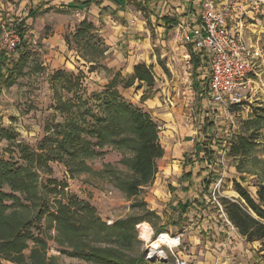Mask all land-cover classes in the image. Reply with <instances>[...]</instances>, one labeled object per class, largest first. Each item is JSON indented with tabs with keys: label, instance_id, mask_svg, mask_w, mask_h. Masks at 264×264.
I'll return each instance as SVG.
<instances>
[{
	"label": "rangeland",
	"instance_id": "rangeland-1",
	"mask_svg": "<svg viewBox=\"0 0 264 264\" xmlns=\"http://www.w3.org/2000/svg\"><path fill=\"white\" fill-rule=\"evenodd\" d=\"M16 1L0 0L2 4L16 6V11L13 9L16 14L22 16L30 10L34 15L27 21L28 33L20 49L11 54H2L1 58L5 64H9V69H13L21 51L28 53V60L20 74L17 75L19 70H12L15 83L10 85L8 80L0 84V160L25 166L19 153L21 150L38 153L48 160L46 168H34L42 199L37 205L41 212L45 210L48 214H54L57 202L61 200L73 204L75 208L77 206L74 204L80 207L85 204L95 210L94 217L106 226H111L117 220L141 216V204H144L146 210L154 212L158 219L150 218V223L143 222L140 227V224L136 226L138 243H134L133 250L128 253L130 256L144 255L145 260L150 256L151 260L148 261H153V264H264V248L261 244L246 243L228 224L218 205V198H238L233 190L234 181L252 197H255L257 186L264 182V95L259 93L253 99L246 98L243 108H233L230 116L224 114L221 121L211 124L214 126L212 136L203 137L197 122L201 113L210 108L206 104L207 83L204 81L205 85H200L196 72L188 69L182 60L183 54L190 52L191 33L185 36L181 30L167 29L160 34L146 23L149 31L146 46L141 44L143 37L137 38L131 45L124 38L135 32L129 18L140 11L137 18L148 19L151 13L145 6L141 5L140 9L135 0H126L124 9H121L127 14L122 19V29H116L111 23L107 25L103 21L85 18L93 26L96 36L91 44L86 45L72 38L83 20V15H76L75 9L58 6L50 0H35L34 4L29 0V5L21 4L24 0H19V3ZM19 4L24 8L23 13L22 10L18 12ZM104 13L112 20L117 16L112 10ZM114 21H118L117 18ZM61 28L65 31L63 38H68L70 44L64 53L51 54L43 45V40ZM119 32L122 37L114 34ZM139 64L152 68L154 85L149 88L134 81L130 88L124 89L123 84L131 82L134 65ZM57 71L71 80L75 79L70 91L59 80ZM2 73L5 74V69ZM114 79L123 99L149 114L147 108L143 107V96L149 99L157 97L163 105L164 99L176 101L177 112L184 118H174V123H166L154 119L150 114L160 126L159 141L165 163L181 160L183 155L192 158L196 140L205 142L208 139L221 144L210 169L219 179L210 187L211 198L206 209L193 207V195L196 193L194 185L182 194V187L176 182L171 187L175 196H161L159 176L155 177L152 186L141 191L136 198L126 199L115 188L111 171L121 175L129 172L120 164L121 154L111 148L105 147L100 150L102 155L85 160L88 169H83L78 162L62 157L56 151L55 142L60 140L61 127L71 120L85 122L86 126L90 124L88 112L99 111L96 98ZM192 84L197 88L194 85L193 88ZM63 103L71 106L69 114L59 111ZM251 119L257 120L258 126L250 125L248 121ZM208 120L204 121L205 126L210 124ZM251 133L255 134L256 139L247 157L243 160L229 157L231 136ZM157 166L160 167L159 164ZM174 171L177 174V169ZM54 186L56 192H62L60 195L53 193ZM63 186L66 188L63 189ZM177 204L187 206L185 215L177 208ZM81 210L78 207V219L85 216L81 215ZM50 219L49 216H43L32 223L33 234L47 242L45 263L86 264L79 258L61 253L56 243L57 233ZM152 226L165 230L159 234L166 238L164 243L158 242L162 253L160 256L150 255L152 243L159 241L160 237H155ZM84 240L93 246H104L94 234L86 236ZM24 254L27 257L29 251Z\"/></svg>",
	"mask_w": 264,
	"mask_h": 264
},
{
	"label": "trees",
	"instance_id": "trees-1",
	"mask_svg": "<svg viewBox=\"0 0 264 264\" xmlns=\"http://www.w3.org/2000/svg\"><path fill=\"white\" fill-rule=\"evenodd\" d=\"M22 25L21 22L18 31L23 41L25 35ZM94 32L93 26L83 20L72 38L89 45L96 37ZM64 39L69 46L70 40ZM1 58L3 56H0V84L9 80L12 85L15 83L12 70H19L17 75L20 74L28 60V53L21 51L13 69H9V64H5ZM4 69L5 74L2 73ZM56 74L69 91L74 87L75 79L63 76L61 71ZM134 81L151 88L154 85L152 68L144 64L134 66L131 82H125L123 88H130ZM116 87L117 81L114 79L97 96L99 111L88 112L90 124L86 126L85 122L71 120L61 127L60 140L55 142V149L62 157L78 162L83 169H88L85 160L102 155L100 150L105 147L120 153V164L129 173L121 175L112 170L113 183L126 199H134L152 185L157 173V162L163 157L164 151L159 141L160 126L148 112L127 103ZM141 99L144 101L147 98L143 96ZM58 109L66 114L71 112L69 104L63 103ZM248 122L255 126L259 123L255 119ZM255 139L253 133L231 136L228 156L236 160L245 159L254 147ZM19 153L25 166L0 160V264H46L47 242L32 232L33 221H38L43 216L51 218L50 222L54 224L57 233V246L61 253L69 257L79 258L86 264L154 263L145 260L144 255L132 257L128 254L133 250L134 243H138L136 226L140 224V227L143 222L150 223V218L158 219L154 212L146 210L145 205L141 204V216L117 220L111 226H106L94 217L95 210L85 204L81 207L74 204L77 206L75 208L73 204L63 203L61 200L57 202L54 214H48L45 210L41 212L37 205L42 199L34 168H46L48 160L28 150H21ZM233 190L238 198H218L219 208L246 243H260L264 248V182L257 186L255 197L236 181L233 182ZM52 191L56 195L62 193L56 192V186ZM78 207L82 209L81 215H85L83 218H76ZM179 209L183 214L186 213L184 207L180 206ZM88 214L90 216H86ZM152 228L155 237L165 231L164 228ZM93 234L104 246H93L84 240L86 236ZM26 251H29L27 257L24 254Z\"/></svg>",
	"mask_w": 264,
	"mask_h": 264
},
{
	"label": "crops",
	"instance_id": "crops-1",
	"mask_svg": "<svg viewBox=\"0 0 264 264\" xmlns=\"http://www.w3.org/2000/svg\"><path fill=\"white\" fill-rule=\"evenodd\" d=\"M19 0L16 1V3ZM35 0H30L31 4H34ZM38 1V0H36ZM39 1H47L48 0H39ZM53 4H56L58 6H66L68 8L75 9L76 15H83V20H86L85 18H89L88 20L93 21H103L107 25L113 24L114 27L117 29L121 28L122 25V19H124V16L127 14L123 12L121 9H124V5H126V0H50ZM207 0H135L137 2V6L142 8V6H145L150 11V17L148 19H138L137 16H140V11L132 16L129 21L130 25L135 28V32L133 34H130V36H125L124 38H127L128 43L131 45L134 44L132 42L136 41L137 38H144L141 44L148 43V34L149 31L146 28V23H149L152 28L162 34L168 31L167 29H174L175 31L181 30L183 35H187V33H191V46H190V52H185L182 56V60H184L185 66H187L188 69H192L196 72V75L198 76L197 80L200 81V85H205L204 81L208 83V67H207V61L204 58H201L195 54H193L192 51V42L194 33L196 30V26L199 21V16L202 13L204 9V4ZM21 4L29 5V0H24ZM142 5V6H141ZM20 8L18 12L20 13L22 10L23 13V7L19 4ZM16 6H13L12 4H2L0 2V19L6 23L10 24L15 20V18L20 17L21 14H16L14 9ZM48 6H45L47 8ZM15 11H14V10ZM112 10L116 13V18L118 21L112 20L111 17L106 15L104 12ZM155 11V12H154ZM17 12V13H18ZM4 14V19L3 15ZM33 12L28 10L27 13L22 14V29L24 30V39L27 35V21L30 20L33 17ZM80 15V16H81ZM126 19V18H125ZM82 20V21H83ZM81 21V22H82ZM118 22V23H117ZM117 23V25H116ZM257 24L260 25L257 28H249V30L246 31L247 40L248 41H254L257 38L262 37L260 35V32L264 30V11L261 13L260 17L257 18ZM122 29V28H121ZM64 28H61L60 31H53L46 39L43 40V45L47 48L48 51L51 52V54L57 55L58 53H64L66 50V43L65 39L63 38L64 34ZM170 32V31H169ZM118 37H122L121 32L118 34L114 33ZM159 34V35H160ZM132 35V36H131ZM260 35V36H259ZM161 36V35H160ZM68 47V46H67ZM168 67L170 64H167ZM135 66V65H134ZM134 68V67H133ZM264 69L260 70L258 77L253 78V82L249 85L247 90L245 91V98L253 99L256 97L259 93L260 95H264L263 88H264ZM197 86L195 84H192V86ZM193 86V88H194ZM196 91V89H194ZM208 90V86H207ZM207 102L206 104L209 105V110L201 113V118L197 122V126L200 135L203 137H211L212 133H214V126L211 124H214L215 121H221V118L224 115V111L217 106H213L210 103L208 91H207ZM256 99V98H255ZM144 108H147V110L150 112L152 117L155 119H160L161 121H166V123H174L175 119H180L179 113L177 112V108L175 107L176 101L173 99L171 100L168 98V100L164 99V105L161 104V101L157 97L153 98H147L144 100ZM246 101L244 102V104ZM243 104V105H244ZM243 108V106L241 107ZM241 108H234V109H241ZM233 111V110H232ZM209 114H206V113ZM184 118V117H182ZM181 118V119H182ZM209 119V120H208ZM155 120V121H157ZM208 120L210 123L209 125H204V121L206 122ZM221 148V144L218 142H214L211 140H205V142H200L199 140L195 141L194 150L195 153L193 154L192 158L191 156H185L183 155L181 160L172 161L169 163L164 162V154L163 157L157 162V165L159 164L160 167L157 166V169H159V172H157L155 177L159 176V180L162 184H160V194L161 196H175L176 194L173 193L172 185H175L176 182H179V186L182 187V194L187 193L189 191V187L195 186V194L193 195L194 203L193 207L201 209H206L207 204L210 202V187L213 186V182H216L219 178L216 174L211 172V167L213 166L214 156L217 154L219 149ZM211 154V155H210ZM212 156V158H211ZM208 158H211L208 160ZM163 170V171H160ZM175 169H177V174L175 173ZM155 177L153 180L152 185L155 182ZM151 185V186H152ZM197 185V186H196ZM175 186V187H179ZM197 188L200 190L197 191ZM203 190H202V189ZM165 189V190H164ZM159 190L155 189L156 192H159ZM175 192V191H174ZM209 197H208V196ZM179 196V195H177ZM187 198V197H186ZM208 198V202L206 199ZM184 205V204H183ZM181 205L177 204V208H179ZM187 208V206H182ZM180 210V209H179ZM221 211V208H220ZM182 213V211H181ZM183 214V213H182ZM186 214V213H185ZM183 214V215H185ZM227 220V219H226ZM228 222V220H227ZM228 224L231 226V224L228 222ZM232 227V226H231ZM232 229H234L232 227Z\"/></svg>",
	"mask_w": 264,
	"mask_h": 264
},
{
	"label": "built area",
	"instance_id": "built-area-1",
	"mask_svg": "<svg viewBox=\"0 0 264 264\" xmlns=\"http://www.w3.org/2000/svg\"><path fill=\"white\" fill-rule=\"evenodd\" d=\"M263 11L264 0H207L199 16L192 51L207 61L210 103L227 116L243 106L245 91L264 69V30L254 41L246 35L249 28L260 26L257 18ZM21 22L22 18L10 24L0 19V56L21 46Z\"/></svg>",
	"mask_w": 264,
	"mask_h": 264
},
{
	"label": "bare ground",
	"instance_id": "bare-ground-1",
	"mask_svg": "<svg viewBox=\"0 0 264 264\" xmlns=\"http://www.w3.org/2000/svg\"><path fill=\"white\" fill-rule=\"evenodd\" d=\"M165 239L166 238L164 236H160L158 238L159 241L154 242V244L152 243L151 250H150L151 251L150 252L151 256H160V255H162V253L160 252V244L159 243H161V244L164 243Z\"/></svg>",
	"mask_w": 264,
	"mask_h": 264
}]
</instances>
